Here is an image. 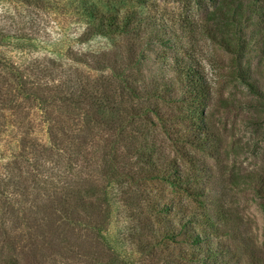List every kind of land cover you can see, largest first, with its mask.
Returning <instances> with one entry per match:
<instances>
[{"label": "trees", "instance_id": "obj_1", "mask_svg": "<svg viewBox=\"0 0 264 264\" xmlns=\"http://www.w3.org/2000/svg\"><path fill=\"white\" fill-rule=\"evenodd\" d=\"M205 2L193 22L160 0H0L17 27L0 33V207L20 218L0 227L3 264L38 261L35 237L61 264H264L221 239L208 72L221 50L224 78L264 97V5ZM229 166L264 199V174Z\"/></svg>", "mask_w": 264, "mask_h": 264}, {"label": "rangeland", "instance_id": "obj_2", "mask_svg": "<svg viewBox=\"0 0 264 264\" xmlns=\"http://www.w3.org/2000/svg\"><path fill=\"white\" fill-rule=\"evenodd\" d=\"M160 1L169 8L174 17L179 19L200 22L199 20L205 15V0L199 2L196 0ZM259 4L264 5V0H260ZM5 9L0 7V33L16 34L17 27L11 19L10 12H6ZM196 40L195 44L196 47L198 45V49L207 48L208 45L203 39L197 38ZM214 57L216 60L212 61L213 66H208L209 75L215 80L214 104L210 110L211 122L212 127L228 149V155H225L218 163L213 180V193L216 195L217 204L223 211L221 218L225 219V211L229 212V217L225 221L227 225L225 230L230 231V235L223 236L221 239L227 241L235 249H253L264 256V210L260 206L264 203V199L256 198L250 191L230 187L227 179L230 162L234 164V168L236 167L239 173L260 172L264 174V97L255 96L234 81H227L223 74L225 69H219L227 62V55L221 50H215ZM61 72H63L61 77L71 79V81H66V87L72 89L75 84L74 71L70 67H65ZM70 89L67 94L71 93ZM53 101L59 104L64 103V100L59 97L51 99V102ZM82 141L81 137L75 142L76 146ZM26 179L27 177H22V180ZM25 185L30 187L27 181ZM7 207L5 205L0 207V227L5 225L9 230L14 231L15 224L18 220L20 221L17 217L19 211L12 208H9L12 211H4ZM44 227L51 231L50 226L44 225ZM24 228L31 232L28 233L31 237L34 228L31 225ZM6 236V233H0V245ZM37 240L41 239L36 237L28 239L33 246L37 245L38 261L33 259L31 253H24L17 259L18 262L20 264H61L59 261L62 259L52 251V241L50 239L44 243L38 241L36 244ZM0 264H3L2 260Z\"/></svg>", "mask_w": 264, "mask_h": 264}]
</instances>
